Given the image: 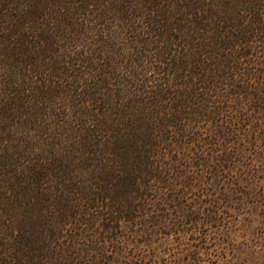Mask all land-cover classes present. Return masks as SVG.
I'll list each match as a JSON object with an SVG mask.
<instances>
[{
    "label": "trees",
    "instance_id": "1",
    "mask_svg": "<svg viewBox=\"0 0 264 264\" xmlns=\"http://www.w3.org/2000/svg\"><path fill=\"white\" fill-rule=\"evenodd\" d=\"M7 1L2 0L0 6ZM26 1L19 3L20 10L13 9L17 22L3 31L4 46L9 47L6 53L0 54V65L8 68L19 56L28 72L31 71L30 66H35L33 72L28 73L30 77L23 76L24 82L38 84L34 79L49 68L45 63L36 64L39 61L37 54L29 48L28 32L32 29L28 20L55 3ZM93 1L102 4L97 8V19L114 15L116 22L127 23L128 30L125 31L133 35L130 43L140 48L133 56L134 71L130 77L135 71L140 75L138 64L144 63L146 72L141 75L142 82L149 78L153 82L148 90L142 92L146 97L138 100L127 98L125 103L115 105L108 115L96 110V120L85 121L83 136L71 151L75 155L73 162L84 171V180L76 179L79 167H70V158L61 154L57 144V167L67 177L64 186L68 188L70 182L76 191L80 202L76 205L77 213L87 216L95 224L101 220L97 223L99 230L94 233L95 241L92 240L93 244L99 245L96 240L104 241L107 237L109 241L119 236L125 240L129 235L141 237L150 227L158 225L157 222L171 228L174 221L170 222L171 217L167 216L170 213L162 212L169 211L170 203L177 213L173 217L177 216L181 227L196 221L190 207L179 202L183 196L186 201H194L188 193L195 188L196 179L190 178L182 170V165L175 169L179 161L169 152L171 145H175L172 135L191 136L190 142L195 150H186L190 154L188 165L199 178L205 179L209 175L208 180H201L206 185L215 183L213 176L232 170L234 159L239 163L240 158L252 155L253 159L256 157L255 161H263L264 0H72L71 4H75L80 12L92 6ZM135 20L144 22V26L136 28L131 25ZM35 32L39 33L35 40L42 47L52 43V38L42 37V30ZM75 32L71 41L77 45L79 58L85 60L86 67H96L98 73L109 78L112 72L97 67L103 52L94 49V56L88 58L90 52L84 50L87 37H83L88 32L87 27ZM114 38L112 35L111 39ZM102 43L107 42L103 40ZM49 65L60 73L70 71L68 61L64 59L53 58ZM82 75L76 74L74 78L79 83L83 77L90 81L89 77ZM13 83L19 85L20 82L11 80L1 85L13 86ZM78 89V94L82 93L85 101L93 99V90ZM39 93L46 95L47 100L54 96L52 89H41ZM11 103H16V100ZM81 103L85 104L84 101ZM1 107L2 116L10 107ZM70 113L74 118L86 116L80 110L75 115ZM71 117L68 116L69 119ZM15 127H6L1 138L10 154L13 150L9 148L12 142L9 134L15 131ZM96 136L99 138L95 140ZM164 144L168 145L163 156L166 160L158 161L155 158L160 155L154 151ZM32 148L39 151L34 144ZM10 154L3 159H12ZM41 160L44 159L37 158L35 164L23 169L25 177L21 186L13 187L16 201L29 200L28 184L40 178L42 168L38 161ZM162 169L176 172L164 174ZM150 181L165 183L167 186L163 188L167 191L158 190L157 186L154 191L158 190L160 196L153 200L156 207L147 211L148 204L144 199L152 195L146 191ZM63 202L57 198L55 211L58 220L70 215ZM38 203H43V200ZM97 205L98 211L93 212ZM204 205L208 207V203ZM8 231L5 235L0 234V264H41L46 260L49 250L32 227L19 222ZM57 239L60 240L58 236ZM61 244L60 240L57 250L64 246ZM90 251L97 252L93 248ZM82 258L78 252L72 264H84L87 260Z\"/></svg>",
    "mask_w": 264,
    "mask_h": 264
},
{
    "label": "rangeland",
    "instance_id": "2",
    "mask_svg": "<svg viewBox=\"0 0 264 264\" xmlns=\"http://www.w3.org/2000/svg\"><path fill=\"white\" fill-rule=\"evenodd\" d=\"M50 1L55 5L28 20L32 29L28 32L29 48L37 54L39 61L36 64L45 63L49 68L47 71H41L34 79L38 84L24 82L23 76H29L28 73L33 72L35 66H30L31 71L28 72L21 57L16 56L17 61L8 68L0 65V104L10 107L2 116L0 114V234L9 233L8 229L19 222L32 227L49 250L46 260L41 264H72L78 252L87 260L84 264H264V158L262 162H257L255 156L253 159V156L249 155L240 158L239 163L234 159L232 170L213 176L215 183L206 185L201 180H208L209 175L205 179L199 178L191 172L188 165L190 154L186 153V150H195L189 134L182 137L172 135L171 140L175 145H171L172 150L169 152L179 161L175 169L182 165V170L190 178L196 179L195 188L188 193L194 201H186L184 196L179 198L181 204H187L194 212L196 221L181 227L177 216L173 217L177 213H174V205L170 203L169 211L162 212L170 213L167 216L171 217L170 222L174 221L171 228L157 222L158 225L150 227L141 237L129 235L125 240L119 236L113 241H109L107 237L104 241L96 240L99 245L92 243V240L95 241L94 233L99 230L97 223L101 220L95 224L89 221L87 216L77 213L76 205L80 202L77 200L76 191L70 182L68 188L64 186L67 177L61 174L57 167V144L61 154L70 158V167H79V174H75L76 179L84 180V171L73 162L75 155L71 151L83 136L85 121L94 122L96 110L108 115L115 105L125 103L127 98L138 100L142 96L146 97L142 92L148 90L153 82L152 78L142 82L141 75L146 72L144 63L138 64V67H141L140 75L135 71L130 77L131 71H134L133 56L140 48L130 43L133 35L125 31L128 30L127 23L116 22L114 15L97 19V8L102 4L96 1L80 12L75 4H71L72 0L47 2ZM23 2L27 1L8 0L0 6V54L6 53L9 47L4 46L3 31L17 22L13 9L20 10L19 3ZM130 24L136 28L144 26V22L136 20ZM85 27L88 32L83 37H87L84 50L90 52L88 58L94 56V49L103 52L97 67L112 72L109 78L98 73L96 67H86L83 62L85 60L78 56L77 45L71 41V37L75 35V31ZM37 29L44 32L42 37L52 38V43L42 47L41 43L35 40V36L39 34L35 32ZM112 35L114 40L111 39ZM103 40L107 43L103 44ZM13 47L15 45L11 46ZM53 58L68 61L70 71L60 73L49 65ZM79 73L89 77L90 81L87 82L83 77L82 83H79L74 78ZM11 80L20 83H13V86L1 85ZM86 86L93 90V99L88 102L84 100L83 94H78L77 91L78 87L87 90ZM41 89H52L54 96L47 100L46 95L39 93ZM13 100H16V103H11ZM83 101L85 104L81 105ZM78 110L86 116L71 117L70 112L75 115ZM12 125L16 127L15 131L9 134L12 140L9 148L13 150L10 154L1 138L4 129ZM93 133H96V130ZM33 144L39 151L32 148ZM167 146L160 145L157 151H154L160 155L155 159L166 160L163 156ZM9 154L12 159H3V156L9 157ZM40 157L44 159L38 161L42 168L40 178L31 184L29 182V200L16 201L13 187L21 186L25 177L23 169L31 167ZM161 172L174 174L176 170L162 169ZM178 182L176 181L177 184ZM148 185L149 189L146 191L152 195L144 199V203L148 204L147 211L155 209L156 202L153 200L160 196L158 190H165L163 187L167 186L155 181H150ZM157 186L158 190L154 191ZM32 198H35V201ZM57 198L64 200L63 203L69 210L70 215L66 219H57ZM13 200L16 203H13ZM41 200L43 203H38ZM205 203H208V207ZM193 206L195 209H192ZM95 208L93 212L98 211V205ZM210 208L213 211L208 213ZM35 216H38V219ZM74 232L77 234L74 235ZM57 236L63 243L61 246L64 245L58 250L60 240ZM92 248L97 252L90 251ZM118 249L120 250L115 254ZM81 262L83 263V260Z\"/></svg>",
    "mask_w": 264,
    "mask_h": 264
}]
</instances>
